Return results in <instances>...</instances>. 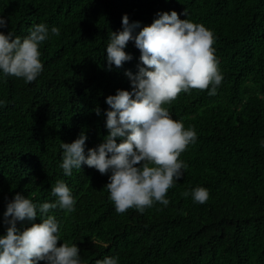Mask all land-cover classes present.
Masks as SVG:
<instances>
[{
	"label": "trees",
	"instance_id": "obj_1",
	"mask_svg": "<svg viewBox=\"0 0 264 264\" xmlns=\"http://www.w3.org/2000/svg\"><path fill=\"white\" fill-rule=\"evenodd\" d=\"M186 9L181 19L214 35L222 83L214 96L192 89L165 105L197 134L179 157L188 168L168 190V206L117 214L105 188L111 173L83 165L63 175L60 144L82 132L86 154L101 144L108 135L106 98L131 91L125 73L138 72L139 49L130 41L125 51L133 59L111 70L105 51L123 16L140 22L138 32L159 12ZM0 15L8 18L0 31L22 39L35 24L60 31L40 46L44 68L35 81L0 75V235L17 193L52 202L51 187L63 180L76 204L71 213L53 210L58 246L77 244L83 264L105 256L119 257V264H264V0H0ZM197 187L209 192L203 204L184 196ZM33 223L42 221L17 227Z\"/></svg>",
	"mask_w": 264,
	"mask_h": 264
},
{
	"label": "clouds",
	"instance_id": "obj_2",
	"mask_svg": "<svg viewBox=\"0 0 264 264\" xmlns=\"http://www.w3.org/2000/svg\"><path fill=\"white\" fill-rule=\"evenodd\" d=\"M150 26L140 29L139 21L122 18V30L111 32L105 49L108 70L114 65L120 68L133 56L125 51L134 42L141 55L138 72L125 75L131 83V91L118 89L106 98L108 110L106 128L108 135L101 144L85 153L88 136L82 132L71 143L62 142L63 175L72 176L73 170L83 165L109 176L105 186L109 200L117 214L135 209L141 214L160 203L168 206V190L184 176L188 165L179 157L197 134L185 128L180 120L172 118L165 105H170L181 92L192 89L208 90L209 96L217 94L223 75L214 53L213 33L202 24L189 19L187 9L178 14L175 10L159 12ZM8 28V18L0 15V29ZM58 27L50 30L44 23L35 24L23 39L11 30L0 31V75L14 76L25 83L35 81L42 73L40 46L52 36H59ZM4 101H0L2 105ZM97 116L100 107L94 109ZM120 141L119 143L117 141ZM264 148V139L260 141ZM191 195L194 203L203 204L209 192L197 187L184 196ZM52 202L34 203L17 193L7 203L4 222L5 235H0V264H83L77 244L58 246L60 223L54 211H75L76 200L70 187L57 180L51 187ZM52 213V214H50ZM21 231L18 222L35 221ZM96 264H119V257L105 256Z\"/></svg>",
	"mask_w": 264,
	"mask_h": 264
}]
</instances>
